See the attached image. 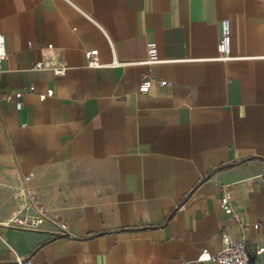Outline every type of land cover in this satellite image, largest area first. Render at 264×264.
<instances>
[{
    "label": "crops",
    "instance_id": "1",
    "mask_svg": "<svg viewBox=\"0 0 264 264\" xmlns=\"http://www.w3.org/2000/svg\"><path fill=\"white\" fill-rule=\"evenodd\" d=\"M0 32V264H216L221 232L264 264V0H0ZM47 44L62 77L25 69ZM28 174L64 235L4 226Z\"/></svg>",
    "mask_w": 264,
    "mask_h": 264
},
{
    "label": "built area",
    "instance_id": "2",
    "mask_svg": "<svg viewBox=\"0 0 264 264\" xmlns=\"http://www.w3.org/2000/svg\"><path fill=\"white\" fill-rule=\"evenodd\" d=\"M220 37L217 45L218 59L227 60L230 59V42L231 41V26L227 19H223L220 22ZM28 48L32 46L27 43ZM43 51L47 54L53 55L49 61L37 60L32 62L25 69L32 71L49 70L54 76L62 77L67 69L66 57L58 52H55L52 44H47ZM147 52L149 55L147 63H157L159 60L154 58V44H147ZM7 57L5 47V37L3 32H0V69L4 59ZM262 57H264V43L262 44ZM87 64L90 67L100 66L98 64L97 52H86ZM152 78L149 75H145L142 81L139 83L137 92L141 95H147L152 85ZM161 86L168 85L165 80L160 81ZM34 93L35 88L33 85L24 86L22 91H18L11 94H3L1 97L4 100L14 99L15 109L19 110L22 106L21 97L23 93ZM54 94L52 89H47L45 92L38 93L39 101H43L48 97H52ZM31 174L23 177L21 185L13 187L12 199L14 201L13 209L10 216L3 222L4 226L16 227L23 230H39L45 223H50L52 229L50 230L51 236L64 235L67 232L68 226L61 221L56 215L53 214L50 208L46 207L37 197L35 191L31 185ZM221 207L225 214H231L233 211L231 205L230 192L226 191L220 198ZM254 228L258 227V224L253 225ZM221 249L216 253H211L208 250H203L198 256V261H212L216 264H256L251 258L248 251L246 241L242 239H232L227 233L221 232ZM264 248H256L255 255L263 253ZM16 264H31L29 258L16 257Z\"/></svg>",
    "mask_w": 264,
    "mask_h": 264
}]
</instances>
